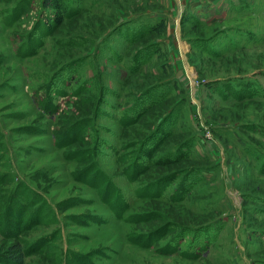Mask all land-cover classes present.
<instances>
[{"label":"rangeland","instance_id":"obj_1","mask_svg":"<svg viewBox=\"0 0 264 264\" xmlns=\"http://www.w3.org/2000/svg\"><path fill=\"white\" fill-rule=\"evenodd\" d=\"M48 2L0 0V264H264V0Z\"/></svg>","mask_w":264,"mask_h":264},{"label":"trees","instance_id":"obj_2","mask_svg":"<svg viewBox=\"0 0 264 264\" xmlns=\"http://www.w3.org/2000/svg\"><path fill=\"white\" fill-rule=\"evenodd\" d=\"M49 0H45V3H49L48 2ZM14 259H16V262H21V258H20V254H17V255H13L12 256Z\"/></svg>","mask_w":264,"mask_h":264}]
</instances>
